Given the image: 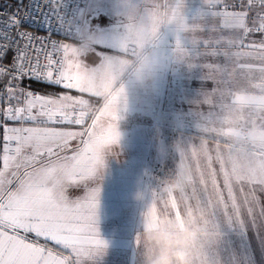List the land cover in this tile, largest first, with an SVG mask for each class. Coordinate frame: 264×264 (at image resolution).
I'll use <instances>...</instances> for the list:
<instances>
[{"label": "snow or ice", "instance_id": "obj_1", "mask_svg": "<svg viewBox=\"0 0 264 264\" xmlns=\"http://www.w3.org/2000/svg\"><path fill=\"white\" fill-rule=\"evenodd\" d=\"M81 3L17 0L15 11L0 15V264H90L106 248L97 227L100 189L91 182L102 172L104 150L119 141L124 88L115 82L127 60L106 57L101 67H89L98 40L93 14ZM204 4L187 23L183 0H125L122 56H135L161 25L175 24L184 34L175 41L176 59L198 69L203 84L195 101L202 134L180 147L178 169L163 193H153L149 211L211 208L223 227L251 230L264 244V0ZM25 26L42 28L48 38ZM33 82L67 92L39 95ZM73 186L83 195L71 197ZM209 255L214 264H255L247 246L219 244Z\"/></svg>", "mask_w": 264, "mask_h": 264}, {"label": "rangeland", "instance_id": "obj_2", "mask_svg": "<svg viewBox=\"0 0 264 264\" xmlns=\"http://www.w3.org/2000/svg\"><path fill=\"white\" fill-rule=\"evenodd\" d=\"M128 2L135 3L136 0H128ZM175 3L176 0H173V4ZM183 7H205V4L204 0H183ZM82 8L93 14L91 28L98 40L94 50L95 55L89 57V67H101L106 57L127 60L124 68L126 77L123 71L115 82L124 88V95L117 106L116 126L119 141L118 144L104 150L102 172L98 179H93L91 182L93 187L98 186L100 189L99 200L114 198V203H108L106 200L100 201L99 207L106 211H102L104 212L103 218L98 219V226H105L109 237L116 241L123 239L129 233L132 246L131 264H137V261H140L138 264H149L155 254V246L150 245L142 249V259L135 260L138 257L137 247L142 248V243L146 240V226L151 222L172 234L176 231L172 228V220L179 223L180 230L185 231V240L190 251L193 245L198 246L205 241L207 243L214 241L212 239L215 235L210 236L208 233L214 234L215 232L217 244L226 245L227 248L235 251L243 250L247 246L248 251L254 257L255 264H264V244L257 240L251 230L244 234L230 226L223 227L221 220L212 215L211 208L199 210L194 206L191 211L183 210L179 214L169 211L158 213L149 211L153 193L158 191L163 193L165 186L163 183L168 181L178 169L180 147L195 142L176 139L173 131L179 127L187 130L186 124L189 121H194L192 126L200 127L201 118L194 113L191 115V112L196 113L195 101L199 98L200 92L192 87L181 91L175 88L176 76L172 75L171 70L173 62L177 63L175 59L162 61L163 67L168 69L162 70L163 75L160 72L159 76H149L141 62L142 66L129 69L136 59L133 56L131 58L122 56L121 50L117 47V42L124 31L121 24L124 19L125 0H87ZM182 15L185 16L186 11H183ZM165 26L167 30L161 39L159 38L161 43L168 41L169 38H173V43H175L177 35L182 37L180 33H177L175 24H165ZM73 47L76 46L73 45ZM163 49L164 52L168 50V48ZM141 54L138 51L135 56ZM178 80L183 81L185 78L178 77ZM146 87L147 92L144 91ZM31 88L39 95H57L67 92L65 89L50 87L39 82L31 83ZM183 88L187 89L184 85ZM138 89L144 92L138 93ZM69 94L81 95L75 91ZM142 96L144 98H141ZM84 98L87 99V96L85 95ZM126 110L130 114H126ZM88 122L91 123L90 120ZM66 127L70 130H79L78 126ZM172 128L174 130H171ZM76 143L77 141H72L73 145ZM206 146L210 151H213L215 147L214 144L210 146L208 143ZM186 162L194 166L193 160ZM84 191L83 187L73 186L68 189L70 196L74 198L83 195ZM173 196L177 198V205L184 209L185 201L179 196L178 190H174ZM164 199H167L166 195ZM261 199H264V195ZM162 207L161 202L158 208ZM203 232H206L204 236ZM137 237L138 245H136ZM197 253L198 251L194 254Z\"/></svg>", "mask_w": 264, "mask_h": 264}, {"label": "crops", "instance_id": "obj_3", "mask_svg": "<svg viewBox=\"0 0 264 264\" xmlns=\"http://www.w3.org/2000/svg\"><path fill=\"white\" fill-rule=\"evenodd\" d=\"M86 1L87 0L82 1L81 7L83 6V4ZM204 8L205 7H191V8L182 7L181 10H182V12L186 11V15L184 16L185 21L187 23H191L192 20L195 17H197L204 10ZM166 30H167V28H166L165 24L161 25L158 35L150 43L146 44L143 49L138 50L142 54L138 55V56H133V58L136 60L130 65L129 69H136V67L142 66V65H140V62L142 61V59L149 57L147 59L149 60L150 63L148 66H145V68H144V70L147 71V74L149 76H151V75L159 76L158 74L161 72V74L163 75L162 70H167L168 68L163 67L162 61L166 60V59H172V60L175 59V61L177 60L176 54L174 51L175 45L173 46V44H175V43H173V38H169L168 41H164L162 43L160 41L161 37L166 32ZM180 34L182 35L181 38L183 39L184 34L183 33H180ZM146 46H147V49H146ZM163 48H168V50H166L164 52ZM114 59H117V58L114 57ZM151 61H155L156 63L153 65L151 63ZM241 62H245V61L242 60ZM171 70H172V75L176 76L175 78H176L177 85L175 86V88H177L178 90L181 91L183 89L189 90L190 87H192V89H196L198 92L201 91L203 84H202V81L200 78V73H199L198 69H189L185 64L177 61V63L173 62V66H172ZM165 74H168V73L165 72ZM123 75H125V77H126L125 71H124ZM178 77L185 78V80L179 81ZM124 81H125V79H124ZM135 82H136V80H135ZM183 85L186 86L187 89L183 88ZM144 91L147 92V87H146V89H144ZM141 92H142V90L138 89V93H141ZM141 98H144V96H142ZM189 107L192 108V106H189ZM203 110L208 111V105H204ZM130 112L132 113V111H130ZM191 113H192L191 115H193V113H194V115H196L195 112H191ZM126 114H130L128 112V110H126ZM193 122L194 121H189V123H187V124L185 123L187 130L185 128L183 129L182 127H179L178 129L173 131L174 134H176V139L195 141L197 138H199L202 134V127L203 126H202V124L200 125V127L192 126ZM181 123H183V122L181 121ZM188 125H190V126H188ZM171 130H174V128H172ZM205 139H207V136L205 137ZM211 144L215 145V142L208 139V145L211 146ZM212 150L214 151V149H212ZM73 198H74V196H73ZM103 200H106L108 203H114V198H109V199L103 198L100 200L98 198V207H97L98 219H102L103 218L102 215L104 213L102 211H106L105 209L99 207L100 201H103ZM108 213L112 214L111 212H108ZM106 217L108 218L107 215H106ZM97 227H98L99 238L106 242V248H105L102 256L101 257L100 256L95 257L90 262V264H131L132 263L131 262L132 261V259H131V247L132 246H131V240L129 237V233H127V235L124 236L123 239H119V241L118 240L116 241V239L109 237V235L107 234L105 226L99 227L98 222H97ZM213 232H214V230H213ZM210 233L211 234L208 233V235H210V236L215 235L216 236L215 232H214V234H212V232H210ZM204 234H206V232H203L202 235L204 236ZM112 235L115 236L114 234H112ZM215 236H214V239H212V240H214L212 242L207 243L204 239V241H205L204 243H201L199 245L197 244L198 246L193 245L191 247V251L193 253L198 251V253L195 254V261L197 264H214V261L210 258V255H208V253H210V250H214L219 245V244H217V238ZM145 241H143V243H142V248L139 247V249H138V247H137L138 257L135 259L136 261L138 260V258H139V260L142 259V257H143L142 256V254H143L142 249L143 248L146 249V248H148V246L151 245V244H149L147 239ZM193 243H194V241H193ZM137 262L139 263L140 261H137ZM134 264H136V263H134Z\"/></svg>", "mask_w": 264, "mask_h": 264}, {"label": "clouds", "instance_id": "obj_4", "mask_svg": "<svg viewBox=\"0 0 264 264\" xmlns=\"http://www.w3.org/2000/svg\"><path fill=\"white\" fill-rule=\"evenodd\" d=\"M141 63L148 66L150 62L144 58ZM151 63L154 65L156 62ZM171 225L176 229L172 234L151 222L146 226V239L156 248L149 264H196L195 254L189 250L185 240V231L179 229V223L175 220H172Z\"/></svg>", "mask_w": 264, "mask_h": 264}, {"label": "built area", "instance_id": "obj_5", "mask_svg": "<svg viewBox=\"0 0 264 264\" xmlns=\"http://www.w3.org/2000/svg\"><path fill=\"white\" fill-rule=\"evenodd\" d=\"M83 1V0H82ZM27 3V0H25ZM17 7V0H0V15H7L15 11ZM28 31L34 32V34L40 38H48V33H46L42 28H36L34 26H25ZM61 35H63L61 33ZM58 34H52V40H59L61 42H66L63 37ZM43 55V54H41Z\"/></svg>", "mask_w": 264, "mask_h": 264}]
</instances>
